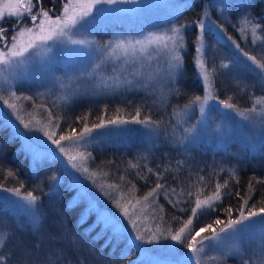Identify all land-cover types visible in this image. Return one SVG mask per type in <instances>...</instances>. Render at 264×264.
Instances as JSON below:
<instances>
[{"label": "trees", "instance_id": "16d2710c", "mask_svg": "<svg viewBox=\"0 0 264 264\" xmlns=\"http://www.w3.org/2000/svg\"><path fill=\"white\" fill-rule=\"evenodd\" d=\"M180 1L181 9L177 14L158 21L156 24L181 23L198 19L205 3L210 5L213 2L221 3L224 0ZM63 3L64 0H54V4L53 0H43V6L47 9H54L55 12L60 11ZM228 12V21L216 20L217 24L224 25L225 33L218 32L216 29L211 33H205L204 58L208 67L215 66L217 69L213 76V87L218 98L222 100L231 96L233 97L232 102L241 109L248 108L253 104V96L264 97L263 75L259 74V70L255 69L251 61L240 53L234 43L227 39V36L234 37L235 41L250 55L264 58V40L258 39L254 44L250 30L247 37L242 36L238 30L241 26L239 22L245 15L253 22L264 25V0H237L229 6ZM211 14L216 19L213 11ZM5 23L8 22L5 21ZM95 33L101 38L107 34V27L98 28ZM197 34L198 30L195 28H190L186 32L187 49L184 53V73L178 85L183 94L177 96L174 92H170L167 104L161 107H157L146 93L127 90L104 99L102 97H77L67 105L57 107L54 103L58 101L54 98H51V103L48 100L44 103L52 111L53 116L60 117L59 127L55 124L47 127L49 133H56L58 137L62 133L67 134L71 128L77 130L81 127L82 118L85 116L90 122L91 117H97L96 115L101 112L106 113L109 109L117 113L116 117L135 115L137 106H142L145 111L150 110L154 120L163 121L161 128L155 131L153 142L136 130L126 137L121 136L111 141H103L93 134L89 138L87 148L77 147L67 142V150L71 155L84 151L91 153L92 159L88 162V166L93 170L100 169L108 173L107 176H97L95 186L104 184V191H111L113 197H119L120 193L109 189L107 185L120 184L124 194L123 203H127L128 200L134 203L135 198L149 191L156 182L153 174H148L147 180L138 178L136 173L141 169H130L128 161L133 163L139 161L141 168L147 164L156 171H161L170 165L171 171L165 173V180L176 187L175 178L178 177L194 194L197 193L198 187L204 188V184L208 185V188L204 189V194H209V189L214 190L217 180L223 183L225 179H229V190L233 194L217 202L216 210L205 212L194 221L197 230L212 224V227L218 231L223 225H217L214 221L219 218L226 223L229 218L223 208L233 209L232 218L239 215L236 209L239 208L241 202L234 193L239 191L241 195H244L250 177L264 179V141L255 149L235 141H230L223 148L204 142L185 141L175 145L173 141H170L168 127L165 124H167L171 109L177 106L183 107L191 98L200 95L203 91V85L197 77V70L193 63L195 55L193 41ZM8 35H11L10 32ZM257 35L264 37V32L258 30ZM221 61L228 63L229 67L220 68ZM25 83L29 88L24 92L18 91L19 94L29 95L35 104L39 105L41 102L38 96L39 84ZM105 106H107L106 112L104 111ZM22 112L26 113V110ZM94 112L95 115H93ZM219 113L218 108L212 105L208 112L209 119H217ZM44 115L42 111L41 116ZM45 117L47 118L46 115ZM39 158L40 160L38 159L33 165L27 150L20 143L18 133L13 132L8 122L0 119V182L4 183L5 188H18L20 187L19 182H23L22 193L32 191L39 197L35 204L39 218L36 227H32L30 223L22 219L15 222L9 210L0 207V229L7 236L4 247L0 249V254L8 257L5 264H143L139 258L142 252H146L149 257L161 258L156 261V264H187L188 256L180 259L162 255V247L169 239L162 238L154 243H146L134 240L135 231L133 229L129 233L122 232L121 235L114 236L109 227H101L98 212L89 206L87 196L81 195L82 192L76 190L75 184L65 181L69 174L59 156L42 153ZM109 161L112 163H107ZM180 161H183V164L177 171V163ZM221 169L224 171H220ZM8 170H12L16 175L8 177ZM233 172L239 178V183L235 178H231ZM121 175H124L126 180L134 181L135 189L130 191L125 186V182L119 179ZM53 176L55 179H52ZM199 176H203L205 180L197 184ZM163 182L162 180L161 183ZM177 190L179 191V188ZM248 194L252 196L249 206L256 204L260 207L259 202L264 197V184H256L255 192ZM180 199L182 200L180 207L194 206V204H188L183 197ZM95 201L97 208L107 210L108 214L114 217L120 212L101 190ZM158 202L166 209L164 221H154L149 208L140 217V223L146 229H154L156 224H159L161 229L169 226L175 229L178 224L172 220L173 216H180L186 220L191 215L190 211L181 213L173 208L163 196ZM145 215L149 218L145 219ZM125 221L126 219L123 224ZM210 231L202 235L210 234ZM130 236L133 239H130ZM177 248L180 252H185L187 247L178 244ZM192 264L195 262L193 261ZM217 264H241V258L238 255L228 256L217 261Z\"/></svg>", "mask_w": 264, "mask_h": 264}, {"label": "snow or ice", "instance_id": "6c2138e0", "mask_svg": "<svg viewBox=\"0 0 264 264\" xmlns=\"http://www.w3.org/2000/svg\"><path fill=\"white\" fill-rule=\"evenodd\" d=\"M117 0H65L60 13L57 14L54 9H47L43 6V0H16L14 4H8L5 7H0V66H6L7 68H14L17 65L24 64L31 56L35 49L46 45L49 42L56 40L67 41L68 43L75 45H84L88 49L95 50L98 55V63L94 65L96 70H99L106 60L119 58L118 54L128 56L129 54H135L137 51L140 53H146L150 48L155 52V57L149 54L148 59L156 58L158 66L154 73L149 74L147 77L148 83L146 87H152V82L156 81L161 84V99L163 101L165 92H174L177 96L183 94L182 89L178 86L179 80L184 73V53L187 49L186 32L190 28L198 30V35L193 41V47L195 49V55L193 56V63L197 69V77L200 78L201 84L204 87L205 94L203 96L196 95L191 98L182 108L177 106L173 110V114L177 117H183L187 115V112L192 109L193 106L198 105L200 112L205 113L206 106L210 100H218V103L226 109L233 110L239 116L244 119H250L252 114L255 113L260 116H264V97L253 96V104L250 108L241 109L236 103H233V97L229 96L220 100L215 94L213 87V76L217 71L216 67H208L204 58V52L206 48L205 33H211L214 29H219L221 33H225L226 29L223 24H217V22L211 20L207 12H203L198 19L185 21L178 25H173L168 32L156 34L150 33L140 40H127L117 39L115 41H109L104 45H98L94 40L90 39H74V35L80 30H88L92 27L94 20L92 17L93 10H98L97 5L103 4H115ZM103 11V10H101ZM6 16L15 17L17 23L13 25L17 30L8 35V29L3 27V21ZM25 17H28L30 23H24ZM239 31L242 36L247 37L249 30L252 35V43H256L258 39L264 40V37L257 35V31L264 32V25L259 22H253L245 15L239 22ZM227 39L232 41L235 47L240 53L247 57L251 61L255 69L259 70L260 75H264V58H258L256 55H250L245 51L234 37L227 36ZM50 51V49H48ZM162 57L163 64H159V60ZM220 68H228L229 64L221 61ZM88 75H91L89 73ZM137 75H141L137 73ZM112 85L104 83V87L118 86V77L110 78ZM127 84H132V81H126ZM11 87V85H9ZM155 91V89H153ZM21 99L33 101L30 96H18L15 92H9L6 97L0 94V101H3L8 108L12 109L17 119L23 124L25 129L29 131L38 129L44 131L45 127L55 124L59 127V116H53V113L46 105L35 104L33 101L34 109H39L47 114V124L42 125V121L35 120L32 113H28L29 119L25 121L24 117L20 114L23 109L17 106L15 101ZM60 100H67V96L59 98ZM13 101V102H10ZM104 111H107L105 106ZM119 111V110H117ZM99 123H93L91 127L88 126L87 116L82 118L83 127L79 132L76 129L71 128L67 134H60L58 139H53L56 133H49L44 131V135L56 145V148L60 153H63L67 157L68 162L73 169L79 172L87 174L89 179L96 183L95 178L99 175L107 176L108 173L103 172L100 169L93 170L88 166V162L92 159L89 152H77L76 155H71L68 150L65 149L62 142H70L77 147L87 148L89 138L94 132L99 129H108L111 126L127 125L130 123H136L145 126L146 128L156 131L161 128L163 121L154 120L150 114V110L145 111L142 106H137L135 109V115L131 120L121 119L117 116L114 119L98 118ZM181 120L178 119L177 123ZM19 132V129L17 130ZM191 131V129H185V132ZM25 139L32 141L31 137L24 134ZM29 150H32L37 157L42 155L38 151L39 145H35L34 142H30L27 145ZM51 155H55V151L50 150ZM144 159V157H141ZM111 164L112 162H107ZM183 161L177 163L176 170L179 171L180 165ZM128 167L130 169H141L136 173V176L140 179L147 180L148 174H153L156 177L155 186L150 188L149 191L142 196L135 198L133 203L128 200L127 203H123L124 194L120 184H108L109 189L115 190L120 193L119 197H113L111 191H104V184H97V187L104 192V195L108 196L112 200L113 204L119 209L123 217L131 224L132 229L135 231L134 240L142 241L146 243H154L160 239H170L177 244H183L191 252V256L187 257V264H202L203 252L205 249V242H215L217 246L222 245L226 240H238L242 237V234L252 225L260 224L264 225V197H262L260 207L256 204L249 206V202L252 200V196L249 192H255L256 184H264V179H259L255 176L250 177L247 185V191L244 195H241L239 191H236L234 195L239 198L240 206L236 209L239 215L236 218H232L233 209L231 207L223 208V211L228 215V220L224 221L217 218L214 223L217 225H223L217 231L212 227V224L200 227L198 230L195 227L194 221L199 218L201 214L216 210L217 202H221L225 196L232 195L229 190V179H225L223 183L219 180L214 185V190L209 189V194H204V189L208 188L207 184H204V188H197V193L192 191L184 185L178 177L176 179L177 186L173 187L165 180V173L171 171V166L163 168L161 171H156L152 167H148L144 164L141 168L139 161L133 163L128 161ZM146 170V171H145ZM220 171H224L221 169ZM8 177L16 175L12 170H8ZM239 183V178L235 173H232V177ZM52 179H55L53 176ZM121 181L125 182V186L131 191L135 189L136 185L134 181L126 180L124 175L119 177ZM164 181L161 183V181ZM203 176L198 177L197 184L204 182ZM18 188H5L4 183L0 182V189H4L8 192L14 193L17 197L26 201L28 205H35L39 200V197L34 195L32 191L21 192L24 188L23 182H19ZM179 188V191L177 190ZM81 195L87 196L86 192H82ZM203 195V199L201 196ZM163 196L164 200L170 204L173 208H176L181 213L191 212V215L185 220L180 216H173L172 220L176 221L178 226L173 229L171 226L161 229L159 224H156L154 229H146L140 223V217L137 216V209L144 214L147 209H151V218L155 220L164 221V213L166 209L163 204H159V198ZM183 197L188 204H194V206L180 207ZM194 197V199H193ZM90 207L95 209L99 214V220L103 221L106 227H111L116 233H119L123 229V224L116 217L103 212L97 208L94 203L90 202ZM84 217L82 216V219ZM148 215H145V219H148ZM259 218V219H257ZM37 220L34 218V223ZM211 230L210 234L202 235L206 231ZM7 240V236L3 231H0V248H3ZM240 252L237 247L234 249ZM261 255L264 256V246L261 247ZM241 264H254L253 257L249 256L247 259H243V253H241ZM8 259L6 255L0 254V264H5ZM215 259V258H213Z\"/></svg>", "mask_w": 264, "mask_h": 264}, {"label": "rangeland", "instance_id": "374dc122", "mask_svg": "<svg viewBox=\"0 0 264 264\" xmlns=\"http://www.w3.org/2000/svg\"><path fill=\"white\" fill-rule=\"evenodd\" d=\"M236 1L224 0L221 3L216 1L210 5L205 3L203 8H201L200 15L203 12H207L211 20L215 22L218 19L228 21L229 6ZM15 2L16 0H0V7H5ZM97 8L98 10L96 11L94 9L92 17H90L94 20L92 27L88 30H80L74 35V39H90L94 40L98 45H104L109 41H115L117 39L140 40L150 33L161 34L168 32L173 25L180 24H156L158 21L177 14L181 9L180 0H117L115 4L97 5ZM212 11L216 19L213 18ZM56 13L59 14L60 11ZM5 19H9L10 21L7 25L12 27L10 29L12 35L17 30L13 27L16 24V18L6 16ZM24 23H30L28 17L24 19ZM106 27L107 34L99 38L95 30ZM216 30L220 32L218 28ZM222 35L224 36V34ZM149 54L155 57V52L152 48L146 53L137 51L135 54H129L128 56L118 54L119 58L106 60L101 68L96 70L94 65L98 63L99 58L95 50L90 51L87 46L71 44L66 40L63 42L56 40L35 49L32 56L22 65H17L14 68L0 66V94L7 97L9 92H15L18 96H29L22 93L19 94V92H24L29 88L25 82H34L39 84L38 96L41 100L40 104L43 105H46L44 103L46 100L51 103V98L59 102L54 103L57 107L67 105L77 97H102L104 99L115 93L118 94L127 90L146 93L157 107H161L167 104L170 92H165V97L162 101L160 92L161 84L159 82L153 81L152 87H146L148 75L154 73L158 66L156 58L148 59ZM159 64H163L162 57L159 60ZM89 73L91 75H88ZM137 73L141 75H137ZM116 77L119 78L117 81L118 86L104 87V83L112 85L110 78ZM262 78L264 79V75ZM126 81H132V84H127L125 83ZM204 94L203 87V91L199 96H203ZM63 96H67L68 99L60 100L59 98ZM15 102L18 107L26 110V113H20L25 121L29 119L27 114L32 113L35 120L42 121L41 126L47 124V118L45 117L47 114L44 112L45 115L41 116L42 111L34 109L33 101L21 99ZM212 105L216 106L220 112L218 118L214 120L209 119L208 116L209 109ZM173 110L174 108L171 109L167 118V124L165 125L168 127L170 141H173L175 145L182 144L185 141L191 143L204 142L214 147L223 148L230 141H235L241 145H247L249 148L255 149L264 141V116L253 113L250 119H244L233 110L224 108L218 103V100H210L203 114L200 112L198 105L193 106L187 112V115L183 117L175 116ZM115 114L117 113L110 109L106 113L101 112L96 115L97 117H91L88 126L91 127L93 123H99L98 118L113 119L116 117ZM93 115H95V112ZM133 116L127 117L120 115L119 117L121 119L131 120ZM0 119L8 122L13 132L18 133L20 143L27 150L33 165L37 163L38 159L40 160V156L37 157L32 150L28 149L27 145L30 142L39 145L38 151L40 153H50V150L55 151V154L59 156L62 164L65 166L66 172L69 174L65 178V181L75 184L78 192L87 193L89 206L90 202L96 205L95 199L100 194V189L95 186L93 180L89 179L85 173L79 172L71 167L67 157L63 153H60L56 145L52 144L44 135L47 127L44 128V131L38 129L29 131L25 129L20 120L17 119L16 113L8 108L3 101H0ZM178 119L181 120L180 123H177ZM82 127L83 123L76 131L79 132ZM18 129L19 132L17 131ZM185 129H191V131L185 132ZM136 130L143 133L151 142L154 141L153 136L155 131L136 123L120 126L114 125L108 129H99L93 134H96L99 137L98 139L103 141H111L121 136L126 137V135H130ZM25 133L28 137L32 138V141L25 139ZM58 138L57 135L53 136V139ZM62 143L67 150V142ZM0 207L9 210L15 222L22 219L30 223L32 227H36L38 224L39 218L35 210V205H28L26 201L17 197L12 192L0 189ZM100 209L108 213L107 210L101 207ZM141 214L138 207L137 216L141 217ZM34 218L37 220L36 223H34ZM116 218L123 224L125 218L120 212ZM101 227H106L103 221H101ZM109 229L113 232L114 236L121 235L122 232L129 233L133 231L131 224L127 220L119 233H116L111 227ZM0 231L2 230L0 229ZM130 239H133V237L130 236ZM177 246L178 244L175 241L169 239L162 247V255L180 259L192 255L188 248L185 249V252H180ZM262 246H264V225L257 223L249 227L238 240H226L219 246L215 242L210 243L206 241L202 254V264H217V261L228 256L238 255L242 259L241 253H243V259L252 256L254 264H264V256L261 255ZM237 247L240 249V252L234 250ZM139 258L143 261V264H156V261L161 259L157 258V256L149 257L146 252H142Z\"/></svg>", "mask_w": 264, "mask_h": 264}, {"label": "flooded vegetation", "instance_id": "af4514ba", "mask_svg": "<svg viewBox=\"0 0 264 264\" xmlns=\"http://www.w3.org/2000/svg\"><path fill=\"white\" fill-rule=\"evenodd\" d=\"M53 4H54V0H53ZM25 18H26V17H25ZM5 21H8V23H9L10 21H9V19H5V20L3 21V27H5L6 29H8V32H10V31H11L10 29H11L12 27L8 26L7 23H5ZM16 23H17V20H16ZM10 34H11V32H10Z\"/></svg>", "mask_w": 264, "mask_h": 264}]
</instances>
